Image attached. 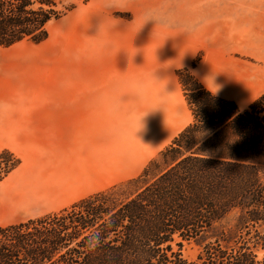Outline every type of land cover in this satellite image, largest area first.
I'll return each instance as SVG.
<instances>
[{
    "label": "rangeland",
    "instance_id": "374dc122",
    "mask_svg": "<svg viewBox=\"0 0 264 264\" xmlns=\"http://www.w3.org/2000/svg\"><path fill=\"white\" fill-rule=\"evenodd\" d=\"M54 1L67 12L47 25L44 41L0 47V149L20 161L0 182V226L58 213L110 187L118 188L117 200L133 194V178L192 120L179 70L212 93H244L240 107L264 92V0ZM229 14L249 28L231 27ZM161 57L170 79L147 72ZM226 70L234 84L225 83ZM131 73L132 108H117L125 106L117 100L129 96L120 86ZM66 92H73L72 119L65 109L38 108ZM42 124L47 141L39 140ZM255 162L263 169L264 155ZM231 224L229 216L223 225ZM210 240L183 242L182 257L195 259ZM253 253L264 257L260 247Z\"/></svg>",
    "mask_w": 264,
    "mask_h": 264
},
{
    "label": "trees",
    "instance_id": "16d2710c",
    "mask_svg": "<svg viewBox=\"0 0 264 264\" xmlns=\"http://www.w3.org/2000/svg\"><path fill=\"white\" fill-rule=\"evenodd\" d=\"M66 12L54 0H0V47L44 41ZM177 75L192 120L133 178V194L117 200L110 187L0 226V264H264L253 253L264 249V168L255 162L264 155V92L239 108L186 70ZM19 164L0 149V182ZM208 237L195 259L182 257L183 242Z\"/></svg>",
    "mask_w": 264,
    "mask_h": 264
},
{
    "label": "crops",
    "instance_id": "0c3cea01",
    "mask_svg": "<svg viewBox=\"0 0 264 264\" xmlns=\"http://www.w3.org/2000/svg\"><path fill=\"white\" fill-rule=\"evenodd\" d=\"M200 13H202V11ZM200 13H199V15H200ZM185 14H186V11L182 13V15H184V16H185ZM197 15H198V12L195 11L194 12V17L190 21H192L193 19H195V17ZM200 17H201V15H200ZM229 18H230V20L227 21V23H229L231 25V27H233L235 29L244 30V29H248L249 26H250V23L247 22V20L245 18H242V17L234 18L233 15H230V14H229ZM185 22L186 21H184V23ZM202 22H204V21L202 20ZM208 22H210V21H208ZM203 28H208V26L207 27H203ZM181 58H184V57H179L178 59H181ZM167 59H168L167 57H161V59H160L161 62H160L159 65H157L156 70L155 69H152V70H149L147 72L150 73V75H152V76L155 74L157 77H162L163 78V76H165V78L170 79V74H171L170 68L171 67H170V62ZM125 77H128V78H125V79L121 80V86L120 87L123 88L122 91H124L125 94L128 93L129 96L125 95L124 97H120V100H117V101L120 102V103L122 102V104H125V106L124 105H120V106H117V108H128V107H131L132 108V105H129V106L126 105V104H133V77H132V73L129 76H125ZM242 77L245 80L248 79V77H246L245 75H242ZM225 79H226L225 80V83L226 84H228V81L231 82L230 84H234L233 83V81H234V73H233V70H231V71L230 70H226V77H225ZM245 84H246V87H247L250 84V82L248 81ZM171 85H172L173 89L176 88V85H177V79L176 78L175 79H171ZM84 88H86V87H84ZM84 88H83L82 94H83V97L85 98L86 104H85V106L83 105L82 108L89 110L91 108V105H90L91 104L90 103V100L91 99L89 97V93L90 92H87V90L84 89ZM87 88H90V87H87ZM220 93H224V94H218V93H213V94H215V95H217L219 97H222V98H225V99H229V100L234 101L239 108H245L250 103L249 102L244 107H240L238 105L237 101H241V96L239 95L241 93H239V91H237L235 88H234V90L227 89L225 92H221L220 91ZM237 93H238V95H236ZM241 95L243 96L244 93H242ZM62 96L63 95L58 96V101L57 102H51V103L50 102L49 103L48 102H44V103L39 102L38 103V108L40 110H46V109L47 110H52V109L53 110H58V109L60 110V109H65V111H66L65 116L67 118H68V116H70L71 119H72V117H73L72 110L74 108L73 92H66L65 93V96L64 97H62ZM97 108H100V106H97ZM54 114H56V113H54ZM58 115H59L58 113L55 115V119L57 121H59V119H61V117H59ZM46 117H44V120H45ZM53 117H54V115H51L50 114V118H53ZM190 122H191V120H190ZM182 129L183 128H181V130ZM38 134H39V138H40L39 140L40 141L41 140L42 141H47L50 138V135H49L50 134V131L46 127H44V124H42L38 128ZM14 194H15V192H13L11 194V196L14 197L13 196Z\"/></svg>",
    "mask_w": 264,
    "mask_h": 264
}]
</instances>
